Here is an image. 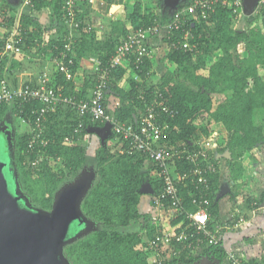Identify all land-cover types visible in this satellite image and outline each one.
I'll use <instances>...</instances> for the list:
<instances>
[{"label":"trees","instance_id":"obj_1","mask_svg":"<svg viewBox=\"0 0 264 264\" xmlns=\"http://www.w3.org/2000/svg\"><path fill=\"white\" fill-rule=\"evenodd\" d=\"M91 1L74 0L75 8L69 7L66 0H31L27 9L39 11L50 7L56 26L53 23L50 27H43L35 18L23 14L20 20L22 53L12 56L14 67L18 66L15 57L24 54L29 59L24 66L33 68L35 74L42 76L47 72L41 64L45 61L50 62L52 67L48 70L51 80L48 84H62L65 92L71 94L78 89L79 98L87 97L88 88L96 79L95 75L83 78L84 82L80 87H75L72 80H66L57 70L52 61L53 57L60 56L64 51V44L70 39L71 49L68 54L73 56V71H76L79 61L89 55L105 64L117 44L129 32L121 19L113 18L110 21V30L102 40L94 39L95 31H92L94 26L85 21L88 18L85 14L86 6L91 5ZM96 1L98 6H102L101 12L108 14L110 7L120 0L117 3L113 0ZM157 1L159 3V0L155 2ZM192 1L179 4L177 8L167 13L156 3L150 8H142L143 5L138 0L132 4L131 9L126 6L127 2H124L122 11L125 12V18L130 22L131 28L136 29L154 24L164 25L173 18L176 11L184 9ZM223 1H213L212 11L208 12L206 18L186 14L187 20L193 23V25L189 22L184 23L186 26L184 30L188 29L192 33L187 48H183L181 43L184 39L181 28L169 32L170 36H164L162 33L155 37L151 36L147 44L149 55L144 57L138 67H136L135 55L130 54L119 66L112 68L106 94V113L120 122L132 123L133 126H137V120L144 110L142 97L146 102H151L157 97L158 101L177 110L173 118L168 115L159 118L158 123H162L163 126L162 136L155 141V144L167 151L175 148L184 150L181 158L176 160L173 158L172 162H168L169 165L173 163L172 167L176 173H186L183 181L175 183L182 198L183 209L195 211L197 206L191 202V197L207 194L209 200L207 208L210 214L208 225L211 228L218 220L219 202L222 198L218 197L217 190L221 174V158L218 157L220 151L227 150L231 158L235 159L230 167L233 179L240 181L238 186L247 182L245 171L249 161L238 160L242 152L251 148L264 151V7L263 5L259 7L256 0L249 2L240 0L241 9L250 7L249 13L241 15L245 18V27L241 30H233L232 23L239 17V14L236 16L235 13L236 5L229 6L228 3L223 4ZM10 8H12L11 3L0 0V21L5 18L4 21L9 27L15 20L7 10ZM68 8H71L74 15L79 18V22L76 23L78 27L70 26L67 16L66 18L63 16L65 12L67 14ZM240 46L243 47L241 54L238 50ZM32 47L34 51L31 50ZM156 48L160 52L159 59L166 70L162 77L152 84L145 78L150 76L146 72L151 67L153 50ZM218 51L219 55L215 60H211L209 57ZM7 59L9 56L0 57V74L5 72L3 64ZM203 63H207L206 74L200 72ZM128 70L132 72L129 77L125 75ZM135 74L138 80L133 77ZM124 76L128 78L126 80L128 87L118 85ZM218 94H227V98L217 103L212 97ZM109 96H113L114 99L116 96L117 102L111 101ZM109 102L112 105L116 104L113 110L109 109ZM26 108L29 109L23 116L28 118L30 104H26ZM6 110H9L11 118L15 120L18 118L14 115L19 110L17 104H4L0 106V122ZM64 110L58 108L50 113L45 122L46 127L41 135L48 138L49 142L43 148V152L51 158L48 162L42 163L38 170L32 169L25 163L28 156L27 140L30 134L24 131L14 136L13 158L17 173L12 179L10 173L13 174V170L9 168L8 178L10 182H14V179L17 181L13 192L20 195L30 208L51 209L55 192L66 178L65 172L76 174L85 163L86 147L83 143L90 141L93 134L91 129L105 125L97 120L95 122L91 120L89 114L83 118L72 109ZM258 115H260L259 122L256 120ZM78 122H81L82 126L78 132H74ZM8 123L10 121L2 120V125ZM218 125L222 126L228 138L224 146L209 151L215 165V171L206 174L210 184L209 189L206 190L202 185L196 188L195 176L191 173L192 164L185 159V155L188 153L187 150L193 152L198 149L201 141L208 138ZM66 137L71 138L73 144H63ZM106 138L96 149L95 169L98 178L81 201L82 216L96 221L101 228L84 236L70 238L63 247L65 259H69L71 264H201V257L206 256L214 263L222 262L226 258V252L221 242L216 245L204 244L196 254L183 249L180 257L165 259L161 263L152 258L153 252L144 247L142 239L144 234L148 238L154 237L158 229L151 223L152 208L149 212H141L139 204L145 191L147 194L150 193L151 198L161 191L163 184L158 177V170L155 164L141 152L133 154L120 152L129 144L121 134H114L109 129ZM33 156L35 155H30ZM58 157L61 159V164L57 166ZM263 193L258 198L249 195L247 199L244 197V200L249 207L252 202L257 207L263 200ZM240 194L239 190L231 193L230 201L233 206H237V202L234 204L233 202ZM171 223L176 227L173 232L178 233L188 222L185 214L181 213L172 218ZM243 264L248 263L243 260Z\"/></svg>","mask_w":264,"mask_h":264},{"label":"built area","instance_id":"obj_2","mask_svg":"<svg viewBox=\"0 0 264 264\" xmlns=\"http://www.w3.org/2000/svg\"><path fill=\"white\" fill-rule=\"evenodd\" d=\"M216 0H193L184 9L176 11L173 18L164 25L154 24L146 27L131 28L124 39L120 41L113 54L109 57L107 63H102L95 60L93 63L92 73L95 75L94 84L88 89L87 97L79 98L77 96L78 89L73 91V94L66 93L64 85L62 84H48L51 78L43 74L38 77L35 83H29L20 86H14L6 72L0 74V106L17 104L18 111L14 115L20 120L19 125L23 124L24 129L21 132H28L30 134L27 140V154L35 155L27 158L25 162L32 169H39L40 165L50 160V156L43 152V148L48 144L49 139L42 137V132L46 127V120L50 113L55 112L58 108H68L76 112L83 118L89 114L91 120H97L105 123L114 134H121L124 139L128 140L129 144L126 151L129 154L141 152L152 161L159 173V178L163 184L161 191L153 195L151 198V208L153 210L151 216V223L157 227L158 231L154 237L148 238L143 236L142 242L144 247L153 252L152 258L156 262H162L165 259L180 257L183 249L189 250L192 254L201 248L202 245H216L220 243V231L223 227H236L243 219L236 221L229 225H216L209 227L210 214L208 212L207 204L209 202L207 194L200 196H192L191 202L197 206L195 211H188L183 209L182 198L179 196L176 182L183 181L186 173H176L172 164L173 158H181L184 150L175 148L174 150H166L158 147L155 141L162 136V123H158L162 115H168L173 118L177 114V110L171 109L168 105L153 98L151 102H144L143 113L137 120V126L132 123L118 121L113 116L106 113V94L108 93V81L112 68L121 64L128 55H135L136 67L143 61L144 57L149 55V48L147 47L148 39L151 36H157L162 33L164 36H170L169 32L173 30L182 29L184 32V39L181 41L183 48L189 46V36L191 32L184 25L185 22H192L187 20L186 14L190 13L195 17L206 18L209 11H212L211 4ZM31 0H23V5L28 6ZM259 7H264V0H256ZM223 4L229 6L236 5L235 13L241 11L240 0H233L232 2L224 0ZM69 7H75L74 0H66ZM66 7V5H65ZM19 16L21 15L18 12ZM63 16H67L68 24L70 26H77L79 18L74 15L71 8L67 9ZM70 17V18H69ZM19 20L20 19H15ZM10 27L8 34L2 39V46L0 47V57L9 56L12 58L14 54L22 53L21 41V25L15 23ZM15 23V24H14ZM90 30V28H88ZM64 51L60 56L53 57L52 61L55 63L57 70L62 73L66 80H72L75 83V71L73 56L68 52L71 49V40L69 39L64 44ZM5 70V69H4ZM6 71V70H5ZM26 104H30L28 111L29 117L23 116L27 113L29 108ZM37 104V105H35ZM82 126L78 122L75 126L74 132H78ZM165 127V125H164ZM63 144H73L71 138L66 137ZM218 147L217 140L212 137L205 138L199 144V148L193 152L188 151L185 159L192 164V175L195 177V187L202 185L206 190L209 189L210 184L207 180L206 174L215 171V165L211 160V152ZM57 160L61 159L58 157ZM174 160V161H175ZM173 161V162H174ZM61 164V162H59ZM184 213L187 219V224L178 232L174 233L176 228L172 226L171 219L177 217L178 214ZM152 224V225H153ZM146 231V230H145ZM159 231L161 232L159 234ZM226 261L228 264H243L242 257L233 252H226Z\"/></svg>","mask_w":264,"mask_h":264},{"label":"rangeland","instance_id":"obj_3","mask_svg":"<svg viewBox=\"0 0 264 264\" xmlns=\"http://www.w3.org/2000/svg\"><path fill=\"white\" fill-rule=\"evenodd\" d=\"M7 1H8V3L12 4V8L15 7L13 10H12V8L7 9V10L15 17V19H21V15L19 16L18 12L23 6H22V4L19 5V0H7ZM117 1L118 0H116V3H117ZM120 1H119V3L116 4L117 5L116 8H118L120 11H122V5L124 4V2H127L126 6H128V8L131 9L132 4L138 0H120ZM139 1L143 5L142 8H150L151 6L154 5V3H156V4H158V7L161 5L163 8V11L168 13V12L172 11L173 9L177 8V6H179V4L186 3L188 0H159V3H158V1L155 2L156 0H139ZM97 6H98V2L96 0H94V2H92L91 6H90L92 14H94V13L96 14V12H97V14H99V9L97 8ZM24 7L27 10L26 5H24ZM49 8L50 7L45 9L46 13H48L51 10V8L50 9ZM87 8H88V6H86V9ZM249 8L250 7H242L241 11L238 12L239 17L237 19H235L232 23L233 30H236V28H239L238 25H239V21L241 20L240 18L242 17L241 15H243L244 13L247 15V13H249ZM120 11H118V12H120ZM108 12H109L108 14L103 15L104 20H103V18H101V20L105 21L106 24H108L111 21V19L114 18V16H117L116 14H119L114 9L109 10ZM40 14H41V18H44V14L43 13H40ZM122 15H124V11H123ZM122 19L125 20L126 19L125 16H122ZM50 20H51V18H50ZM16 22L20 23L19 20H15V23ZM109 25H110V23H109ZM107 31H109V30H107ZM242 52H243V47L241 46V48L239 49V53L241 54ZM154 55L156 56L155 57V67H152L153 70L150 69V74L152 75V72H153V74L155 75V79H156V78L162 77V75L165 73L166 69H165L164 64L161 61H159L158 52H157V54L155 53ZM212 55L213 56L209 57V58L211 60H215L217 55H219V51L212 54ZM85 58L91 59L92 55H89L88 57H85ZM209 58H208V61H209ZM92 61L94 62L95 58H93ZM206 64L207 63H203L200 66V70L204 69L202 71H205L206 70V67H205ZM138 82L140 83V81H138ZM153 83L154 82H152V84ZM212 98L215 100V102L218 103L223 98L224 99L227 98V94H220V95L218 94L216 97L213 96ZM109 99H111L113 102H115V99L113 98V96H111V97L109 96ZM64 109H62V107H61L62 111H65ZM11 116L12 115H10L9 110H6L5 114L3 115L2 120L6 119L7 122L10 121V123L12 122L13 124L8 123L7 125H2V120L0 122V128H3V127L7 128L8 133H9V137H11L10 147L8 148L9 150H7V152H6L5 151L6 145L3 144L4 139H2V135H0V153L2 154L1 155L2 157H4L5 152L9 154V158L11 161V164H10L11 167L10 168H11V170H13L12 175L14 177V176H16L15 174L17 173L15 171L16 168L14 169L15 162H14V158H13L14 136H15V134H18L19 132H21L24 129V125L23 124L18 125L20 120L18 118L15 120L13 117L11 118ZM259 117H260V115H258V117L256 119L258 122L260 121V119H258ZM15 125H18V127H16ZM95 135H97V134H95ZM107 135H108V133H107ZM209 137H212L215 140H217L219 146H224L225 141L228 138L227 133L224 131V129L220 125L217 126L215 131L212 132V134H210ZM105 139H107V138H105ZM109 141H110V139L108 140V142ZM100 142H102L101 138H100V136L97 135V137H95L94 140L90 139L89 142L83 143V145L86 147V149H85L86 160H85V163L83 164L82 168L79 169V171L76 174H70L69 172L66 173L65 172L66 170L64 171V168L62 169L66 174V176H65L66 178H65V180H63V182L60 184L57 191L55 192V197L53 199V202H54L55 198L57 197L58 193L60 192V190L64 186H66V185L70 186L73 183H77L79 181L81 182L83 180L85 181L86 179L87 180L90 179L87 186H86V189H85V192H84L82 198L84 197V195L87 194V191L90 188V186L92 184H94L98 178V175H97L96 169H95L96 168V161H97L96 149H97ZM263 155H264V151L262 149L258 150V149H252L251 148L249 150L242 152V155L238 158V160H240V162L249 161L247 169L245 171V174H246L245 178H246L247 182H246V184H244L242 186H238L239 185L238 183L240 181H236L235 179H233V177L231 175V167H230L233 165L232 162H235V159L231 158L230 153L227 150L226 151H220L218 157L221 158V160H220L221 174H220V185H219V188L217 189L218 192H220V195L223 194L222 198L220 199V202L225 200V202H229L230 204H232V201H230L231 193H233V192L235 193V191H237V190H239L241 192V194L239 196L235 197V199H234L235 201L233 202V204L235 202H237V206H233V205L231 206L235 211L233 212L231 217L229 215L227 222L225 224H223V226L227 225V223L229 225H231V223H234L236 221H240L241 218L243 219V222H244L245 217H247L248 215H246L244 210L238 208L240 206H245V207L247 206V208L249 209V206L247 205L248 203L246 204L244 197H245V199H247L249 195H253L254 197L258 198V197H260L262 192H264V179H261L262 177L264 178V156ZM59 162H61V161L57 160V162H56L57 166L60 165ZM149 165L150 164L148 163L147 166H149ZM16 183H17V181H16ZM82 198H81V201H82ZM263 200H264V197H263ZM81 201H80V203H81ZM150 201H151V195L149 193L147 194L145 191L144 196L142 197L141 202L139 204V210L141 212H147L148 208L146 209L145 207L147 204H148V206L150 205ZM254 201H256V200L254 199ZM250 204L252 205L253 202ZM238 205H240V206H238ZM253 207H255V206H253ZM47 211H49V210H47ZM85 220H86V223H85V225L83 224L84 227L81 230L77 231V233H79L77 235V237L87 235L88 233L94 232V231L101 228V225L99 223H97L96 221H93L90 219L88 220L87 218H85ZM221 220H223V219H221ZM243 222L241 221V224ZM241 224L239 223L236 227H233L232 229H238L241 226ZM223 228H225V227H223ZM74 233H75V231L72 230V234H74ZM196 252L198 253V252H200V250H197ZM65 260H66L67 264H71L69 259L66 258Z\"/></svg>","mask_w":264,"mask_h":264},{"label":"water","instance_id":"obj_4","mask_svg":"<svg viewBox=\"0 0 264 264\" xmlns=\"http://www.w3.org/2000/svg\"><path fill=\"white\" fill-rule=\"evenodd\" d=\"M93 131L104 140L109 127L104 125ZM1 155L0 153V264H67L63 247L70 238L79 234L71 232L74 230L73 223L80 214L78 205L85 189L72 200L67 199L60 191L49 211L30 208L20 195L13 192L17 183L15 180L10 182L8 178L11 164L9 154L5 152L4 157ZM11 177L13 179V175ZM89 180L86 179L84 184H88ZM81 218L85 225V218Z\"/></svg>","mask_w":264,"mask_h":264},{"label":"crops","instance_id":"obj_5","mask_svg":"<svg viewBox=\"0 0 264 264\" xmlns=\"http://www.w3.org/2000/svg\"><path fill=\"white\" fill-rule=\"evenodd\" d=\"M113 1H116V0H113ZM22 2H23V0H19V5L22 4V6H23L19 10V12L21 13V17L23 14L24 15H30L31 17H33L37 21H39V23L43 27H50L53 23H54V26H56V21L53 22V19H55V18L53 16V13L51 10L48 13L45 12V9H47V8H44V9L39 10V11L28 10V9L26 10ZM92 2H94V0H92L90 3H92ZM247 2H249V0ZM88 6L89 7L85 11L86 17H88V18L85 21L90 22L94 26V28L92 29V31L93 30L95 31V38L94 39L102 40L104 35L108 32L107 30H110V26H108L110 22L108 24H106L105 21L101 20V18H103V20H104V16H103L104 14H103V12H101L102 6H97V8L99 9V14H97V12H96V14L95 13L92 14L91 13L92 11L90 9L91 5L89 4ZM116 7H117V5L114 4L110 7L109 10L114 9L116 12L120 11ZM40 13L44 14V18H41ZM118 13L119 14H116L117 16H114V18L117 20L121 19L124 23V27L126 28V30L130 31V29H131L130 22L127 21L126 19L125 20L122 19V16H125V12H124V15H122L123 11H120ZM50 18H51V20H50ZM240 19H239L240 21L238 20L239 21V25H238L239 28H236V30H239V29L241 30L246 25L245 24V22H246L245 18L241 17ZM4 20H5V18H4ZM4 20L0 21V37L1 38L9 32V29L11 27V26L9 27L7 22ZM153 42H155V41L153 40ZM240 48H241V46L239 47V49ZM31 50L34 51V48L32 47ZM157 52L159 54L158 48L153 50L152 59H151L152 64H151V67L149 68V70H147V72H146L147 75L150 74V69L153 70L152 67H155V57L156 56L154 54L155 53L157 54ZM37 56L40 57L41 54H37ZM15 58L17 59L16 64L18 66L14 67V65L12 64L13 61L11 58L4 60V64H3V68L5 70H7V76L9 77L10 82L14 86H20V85H25V84H29V83H34L38 79V77H40L41 74L40 75L35 74V71L33 68L24 66V65H26L25 63L29 60L26 58V55L21 54V56H16ZM93 58H94L93 56L91 59L90 58L86 59L83 57L79 61L78 67L75 71V73H76L75 74V83H74L75 87H80V85L84 82V81H82L83 78L90 77V75L93 74L92 73V68H93V63H94L92 61ZM159 61H160V59H159ZM37 64H36V66H37ZM42 66H43V68H45V72H47L46 75L49 76L50 70H48V69H51V67H52L50 62L45 61L41 64V67ZM200 72L203 74H206L205 71L201 70ZM131 73L132 72H130V70H128L125 75L127 77H129V75H131ZM126 76L122 77V79L118 82L119 86L128 87L127 82H126V80L128 78H126ZM134 76H135V79L137 78V80H138V76H136V74L133 75V77ZM145 79H147L150 82H154V83H156V81L158 80V78L155 79L154 74H152V75L150 74V76L146 77ZM116 102H117V97L115 96V103ZM109 104H110V106H109ZM115 105L116 104L112 105L111 102H109L108 106L110 108L109 107L108 108L110 110H113ZM95 134L94 133L92 134V136H91L92 140H94V138L97 137V135H95ZM101 141H103V140L101 139ZM261 179H264V178L262 177ZM222 195L223 194L220 195V192H219V197H222ZM254 204H252V205L255 206ZM252 205H251V207H249V209L247 208V206L241 207V209L244 210L246 215H248V216L245 217V221L242 224L240 223L241 226L238 229H232L233 227H231V228L225 227V228L221 229V231H220V242H221V245L224 248L225 252H227V253L233 252L236 255L241 256L242 261L245 260L248 264H251V263H253V264H264V200H262V202L257 207H253ZM231 206H232V204H230L229 202H225V200L219 202L218 220L214 224V226L222 225V224H225L227 222L229 215L231 217V215L235 211ZM145 208L146 209L148 208L147 209L148 212L151 211V204L149 206L147 204ZM221 219H223V220H221ZM201 264H227V261H226V259H224L222 262H215L214 263L209 258H206V256H202L201 257Z\"/></svg>","mask_w":264,"mask_h":264},{"label":"flooded vegetation","instance_id":"obj_6","mask_svg":"<svg viewBox=\"0 0 264 264\" xmlns=\"http://www.w3.org/2000/svg\"><path fill=\"white\" fill-rule=\"evenodd\" d=\"M1 130H0V135H2V139H4L3 141H4V143L3 144H5L6 145V147H5V151L7 152V150H8V146H10V144H9V140H8V137H9V133L7 132V129L5 128V127H3V128H0ZM3 131V132H2ZM84 182L85 181H81L80 183L79 182H77V183H73L72 185H70V186H64L60 191L66 196V198L67 199H70V200H72L73 199V197L75 196V195H77L80 191H82V190H84V189H86V186H87V182L84 184ZM85 186H84V185ZM81 187H83L81 190H80V188ZM63 195V196H64ZM80 201H81V199H80ZM80 201H79V205H78V210L80 211V214H79V216L77 217V220H75L74 221V223H73V226L72 227H74V231H75V233L78 231V230H81L84 226H83V221H84V219L83 218H81L82 217V213H81V203H80ZM80 215H81V217H80ZM74 233V234H75ZM71 234H72V232H71Z\"/></svg>","mask_w":264,"mask_h":264},{"label":"clouds","instance_id":"obj_7","mask_svg":"<svg viewBox=\"0 0 264 264\" xmlns=\"http://www.w3.org/2000/svg\"><path fill=\"white\" fill-rule=\"evenodd\" d=\"M7 34H8V33H7ZM7 34H6V35H7ZM6 35H5V36H6ZM5 36H3L2 39H3ZM94 129H97V128H96V127H93V128L91 129V131H92L93 133H95V132L93 131ZM108 133H109V131H108ZM105 138H106V137H105ZM217 144H218V142H217ZM218 146H219V145H218ZM27 158H31L30 155H28ZM26 161H27V159L25 160V162H26ZM155 167H156V166H155ZM156 169H157V168H156ZM10 174H11V173H10ZM158 177H159V173H158ZM49 210H50V209H49Z\"/></svg>","mask_w":264,"mask_h":264}]
</instances>
